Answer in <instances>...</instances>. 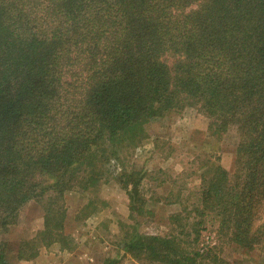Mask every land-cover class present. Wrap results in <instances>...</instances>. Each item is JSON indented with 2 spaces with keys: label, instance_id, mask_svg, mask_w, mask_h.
Masks as SVG:
<instances>
[{
  "label": "trees",
  "instance_id": "1",
  "mask_svg": "<svg viewBox=\"0 0 264 264\" xmlns=\"http://www.w3.org/2000/svg\"><path fill=\"white\" fill-rule=\"evenodd\" d=\"M186 103L212 135L237 134L234 169L203 167L192 210L171 214L166 235L141 233L143 177L122 155L141 147L147 124ZM105 172L135 222L121 223L122 256L229 264L215 244L199 252L205 213L221 239L264 252V0H0V233L27 203L45 202L43 229L0 240V264L34 259L39 243L72 251L64 193L87 192ZM97 202L76 218L101 211Z\"/></svg>",
  "mask_w": 264,
  "mask_h": 264
},
{
  "label": "rangeland",
  "instance_id": "2",
  "mask_svg": "<svg viewBox=\"0 0 264 264\" xmlns=\"http://www.w3.org/2000/svg\"><path fill=\"white\" fill-rule=\"evenodd\" d=\"M146 130L147 138L141 147L124 153L123 162L143 177L139 191L149 213L136 217L138 230L149 235H166L171 228L168 223L171 214L192 210L194 202L189 195L200 190L203 167L221 165L233 171L238 137L232 131L221 137L212 135L208 119L198 105L189 103L154 119ZM103 176L96 187L85 193L77 188L64 193L65 232L74 238L72 251L62 250L56 243L49 247L39 243L34 259L14 264H105L107 258H122L118 264H142L129 254L122 256L119 244L125 234L121 223L135 224L129 219L128 195L112 173L105 172ZM90 200L98 201L101 211L77 219ZM44 215V201L27 203L15 223L0 233V240L16 243L35 238L43 229ZM190 216L196 220L193 213ZM199 219L203 221V229L197 246L202 255L215 244L214 251L229 264H264V252H245L227 238L221 239L219 223L213 215L205 213Z\"/></svg>",
  "mask_w": 264,
  "mask_h": 264
},
{
  "label": "crops",
  "instance_id": "3",
  "mask_svg": "<svg viewBox=\"0 0 264 264\" xmlns=\"http://www.w3.org/2000/svg\"><path fill=\"white\" fill-rule=\"evenodd\" d=\"M71 264H80V263H74V262H71Z\"/></svg>",
  "mask_w": 264,
  "mask_h": 264
}]
</instances>
